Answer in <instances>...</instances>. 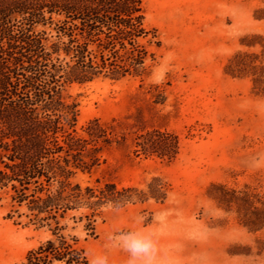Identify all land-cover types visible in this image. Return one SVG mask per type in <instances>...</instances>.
<instances>
[{
	"label": "rangeland",
	"instance_id": "374dc122",
	"mask_svg": "<svg viewBox=\"0 0 264 264\" xmlns=\"http://www.w3.org/2000/svg\"><path fill=\"white\" fill-rule=\"evenodd\" d=\"M139 1L148 31L140 76L65 94L81 136L94 120L110 133L99 162L71 178L86 202L38 215L28 209L37 185L16 196L22 204L0 190V264H129L116 239L129 232L152 239L150 264H264V95L228 70L252 37L264 38V1ZM152 133L177 139L169 155H142L138 143ZM4 161L0 151V169ZM110 185L119 204L86 192L109 197Z\"/></svg>",
	"mask_w": 264,
	"mask_h": 264
},
{
	"label": "trees",
	"instance_id": "16d2710c",
	"mask_svg": "<svg viewBox=\"0 0 264 264\" xmlns=\"http://www.w3.org/2000/svg\"><path fill=\"white\" fill-rule=\"evenodd\" d=\"M147 36L139 0H0V190L17 199L37 185L42 196L27 206L38 215L86 202L71 178L99 162L110 133L98 120L84 128L85 136L77 132V104L68 102L67 88L101 77L140 76ZM252 38L244 43L249 51L235 56L228 70L251 78L254 92L264 95V38ZM140 140L145 156L169 155L171 141L178 142L161 133ZM110 188L109 197L86 192L100 203H118L114 194L120 193Z\"/></svg>",
	"mask_w": 264,
	"mask_h": 264
},
{
	"label": "clouds",
	"instance_id": "9594fccd",
	"mask_svg": "<svg viewBox=\"0 0 264 264\" xmlns=\"http://www.w3.org/2000/svg\"><path fill=\"white\" fill-rule=\"evenodd\" d=\"M116 239L123 249L129 253L131 257L129 264H137V260L141 257L146 258L145 264H150L151 256L155 251L154 243L150 237L129 232L121 234ZM91 264H106V261L102 258H97L92 260Z\"/></svg>",
	"mask_w": 264,
	"mask_h": 264
}]
</instances>
